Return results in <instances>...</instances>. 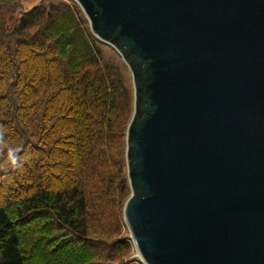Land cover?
<instances>
[{
	"label": "water",
	"instance_id": "1",
	"mask_svg": "<svg viewBox=\"0 0 264 264\" xmlns=\"http://www.w3.org/2000/svg\"><path fill=\"white\" fill-rule=\"evenodd\" d=\"M132 72L144 264H264V0H75Z\"/></svg>",
	"mask_w": 264,
	"mask_h": 264
},
{
	"label": "trees",
	"instance_id": "2",
	"mask_svg": "<svg viewBox=\"0 0 264 264\" xmlns=\"http://www.w3.org/2000/svg\"><path fill=\"white\" fill-rule=\"evenodd\" d=\"M104 45L74 0H0V264H142L124 237L134 90Z\"/></svg>",
	"mask_w": 264,
	"mask_h": 264
},
{
	"label": "rangeland",
	"instance_id": "3",
	"mask_svg": "<svg viewBox=\"0 0 264 264\" xmlns=\"http://www.w3.org/2000/svg\"><path fill=\"white\" fill-rule=\"evenodd\" d=\"M19 2H20V5H21V8H22V10L23 11H29V10H31L33 7H35L36 5H38L42 0H18ZM75 1V0H74ZM76 2V1H75ZM77 3V2H76ZM80 6V5H79ZM80 8L82 9V7L80 6ZM83 10V9H82ZM86 19H87V21H88V23L90 24V22H89V20H88V18L86 17ZM90 28H91V25H90ZM91 31H92V29H91ZM92 33L94 34V32L92 31ZM95 35V34H94ZM96 36V35H95ZM97 37V36H96ZM97 39L99 40V38L97 37ZM101 41V40H100ZM105 45V47H106V49H105V53H106V55L107 56H111V54H113V51L114 52H116L118 55H119V57H120V59L122 60V62H124V59H123V57L120 55V53L113 47V46H111L110 44H107V43H105V42H103ZM110 45V46H109ZM120 60V61H121ZM125 63V62H124ZM126 65V67H127V69H128V78H129V80H128V84L130 85V86H132V89L134 90V99H135V88H134V81H133V76H132V72L130 71V69H129V67L127 66V64H125ZM133 115H134V113H133ZM132 118H133V116H132ZM131 121H132V119H131ZM131 123V122H130ZM130 126V125H129ZM129 128V127H128ZM126 153H127V149H126ZM128 167V166H127ZM124 222H125V218H124ZM125 225H126V228L124 229V237H126L128 240H130V241H132V239H131V234H130V231H129V229H128V227H127V224H126V222H125ZM31 243V242H30ZM29 243V244H30ZM132 243H133V241H132ZM28 244V246H32L33 245V243L31 244V245H29ZM134 258H136V259H139L140 260V258H139V256H138V254H137V251H136V249H135V246H134V243H133V250H132V253H131V257L129 258V260L130 259H134ZM140 262H141V260H140ZM142 264H144L143 262H141Z\"/></svg>",
	"mask_w": 264,
	"mask_h": 264
},
{
	"label": "clouds",
	"instance_id": "4",
	"mask_svg": "<svg viewBox=\"0 0 264 264\" xmlns=\"http://www.w3.org/2000/svg\"><path fill=\"white\" fill-rule=\"evenodd\" d=\"M7 158L12 165L19 166L20 157L18 156L16 149L9 148Z\"/></svg>",
	"mask_w": 264,
	"mask_h": 264
}]
</instances>
